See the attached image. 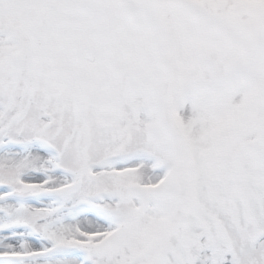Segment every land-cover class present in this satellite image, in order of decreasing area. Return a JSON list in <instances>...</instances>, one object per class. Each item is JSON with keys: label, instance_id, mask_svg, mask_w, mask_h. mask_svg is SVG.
<instances>
[{"label": "snow or ice", "instance_id": "snow-or-ice-1", "mask_svg": "<svg viewBox=\"0 0 264 264\" xmlns=\"http://www.w3.org/2000/svg\"><path fill=\"white\" fill-rule=\"evenodd\" d=\"M0 264H264V0H0Z\"/></svg>", "mask_w": 264, "mask_h": 264}]
</instances>
